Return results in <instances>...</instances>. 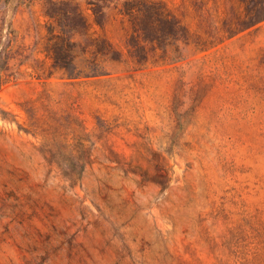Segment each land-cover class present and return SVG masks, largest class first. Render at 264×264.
I'll return each mask as SVG.
<instances>
[{
	"label": "rangeland",
	"instance_id": "rangeland-1",
	"mask_svg": "<svg viewBox=\"0 0 264 264\" xmlns=\"http://www.w3.org/2000/svg\"><path fill=\"white\" fill-rule=\"evenodd\" d=\"M45 1L0 0V264H264V14L160 0L185 36L140 63L125 0H74L122 62L69 79Z\"/></svg>",
	"mask_w": 264,
	"mask_h": 264
},
{
	"label": "trees",
	"instance_id": "trees-1",
	"mask_svg": "<svg viewBox=\"0 0 264 264\" xmlns=\"http://www.w3.org/2000/svg\"><path fill=\"white\" fill-rule=\"evenodd\" d=\"M242 1L247 5L245 16L249 21L254 23L264 14V0ZM105 2H89V10L97 25L104 22ZM43 9L48 18L45 51L52 59L53 67L63 71L69 79L106 75L109 71L105 63L122 62V54L107 39L88 36V16L74 0H46ZM120 14L131 24V52L136 53L140 63L148 60L145 44L150 45L154 52L162 50L160 57L166 58L169 47L185 36V29L163 1L125 0ZM5 53V50H0V61ZM174 53L176 58L179 57L177 47Z\"/></svg>",
	"mask_w": 264,
	"mask_h": 264
}]
</instances>
